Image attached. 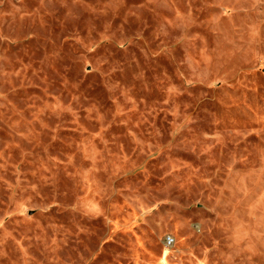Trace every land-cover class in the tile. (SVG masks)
<instances>
[{"label":"rangeland","instance_id":"obj_1","mask_svg":"<svg viewBox=\"0 0 264 264\" xmlns=\"http://www.w3.org/2000/svg\"><path fill=\"white\" fill-rule=\"evenodd\" d=\"M0 264H264V0H0Z\"/></svg>","mask_w":264,"mask_h":264},{"label":"built area","instance_id":"obj_2","mask_svg":"<svg viewBox=\"0 0 264 264\" xmlns=\"http://www.w3.org/2000/svg\"><path fill=\"white\" fill-rule=\"evenodd\" d=\"M172 244L171 240H167V245L170 246Z\"/></svg>","mask_w":264,"mask_h":264}]
</instances>
